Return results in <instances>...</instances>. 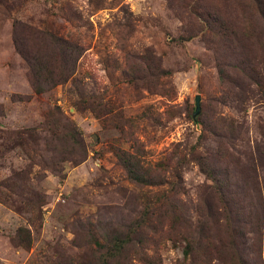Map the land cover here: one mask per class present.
<instances>
[{
  "label": "rangeland",
  "instance_id": "obj_1",
  "mask_svg": "<svg viewBox=\"0 0 264 264\" xmlns=\"http://www.w3.org/2000/svg\"><path fill=\"white\" fill-rule=\"evenodd\" d=\"M23 54L74 72L37 93ZM113 244L111 264H264V0H0V264Z\"/></svg>",
  "mask_w": 264,
  "mask_h": 264
},
{
  "label": "trees",
  "instance_id": "obj_2",
  "mask_svg": "<svg viewBox=\"0 0 264 264\" xmlns=\"http://www.w3.org/2000/svg\"><path fill=\"white\" fill-rule=\"evenodd\" d=\"M62 44L66 45L65 46L66 49L67 48L70 50L74 49L73 47H71V45H68L66 43H61L60 45ZM25 57L29 62V65H31L29 66L31 67V76H30L31 83L33 84L34 90L37 93L44 91V87L41 85L40 80L46 81L47 84L49 83L48 85L59 84L62 82H66L74 72L75 59L73 58L70 59L61 56L60 57L62 61L61 63H63L64 65L62 69H60L57 61H55V63L52 66H50V64L48 65L45 59L41 56L33 58L28 55L27 56L25 55ZM67 61H69L70 63H67ZM72 137L75 138V134H73ZM116 155L118 156L121 163L125 166L127 173L132 180L147 185L152 183L151 179L148 177V174H145L142 171L143 164L141 163L140 159H137L135 154L117 149ZM199 165L202 166L203 164L199 162ZM225 208H227L228 211L231 210L228 203L227 206H225ZM16 234L17 237L20 239V241L23 242L26 246L30 244L31 238L29 235V230L27 228L24 227L18 228ZM117 249L118 246H115V244H113L111 250H109L106 253H101L98 264H111V261L119 256L118 253L117 254L115 253V250ZM185 252L187 254L188 250H186Z\"/></svg>",
  "mask_w": 264,
  "mask_h": 264
},
{
  "label": "water",
  "instance_id": "obj_3",
  "mask_svg": "<svg viewBox=\"0 0 264 264\" xmlns=\"http://www.w3.org/2000/svg\"><path fill=\"white\" fill-rule=\"evenodd\" d=\"M200 111V95L197 94L195 96V110H194V113H193V117H195L196 114H198Z\"/></svg>",
  "mask_w": 264,
  "mask_h": 264
}]
</instances>
